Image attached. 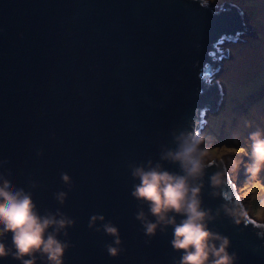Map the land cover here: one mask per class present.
Listing matches in <instances>:
<instances>
[{
    "label": "water",
    "instance_id": "obj_1",
    "mask_svg": "<svg viewBox=\"0 0 264 264\" xmlns=\"http://www.w3.org/2000/svg\"><path fill=\"white\" fill-rule=\"evenodd\" d=\"M248 26L231 0H0V172L32 192L41 214L59 208L74 219L59 237L72 245L63 264L178 258L171 227L145 243L128 165L157 161L161 145L175 147L173 130L200 132L220 95L212 80L229 56L222 45L251 33ZM220 161L209 160L191 181L214 217L208 226L229 237L236 264H264V223L248 217L236 225L222 207H233L237 192ZM217 172L222 183L213 186ZM58 191L67 192L63 205ZM97 213L118 227L124 251L116 257L105 248L113 238L88 227Z\"/></svg>",
    "mask_w": 264,
    "mask_h": 264
},
{
    "label": "clouds",
    "instance_id": "obj_2",
    "mask_svg": "<svg viewBox=\"0 0 264 264\" xmlns=\"http://www.w3.org/2000/svg\"><path fill=\"white\" fill-rule=\"evenodd\" d=\"M210 113L214 112L208 113L198 134L187 129L173 130L171 136L175 147L161 145L157 161L149 159L143 163L128 165L131 177L138 181L132 186L131 196L137 201L135 219L140 222L144 235L149 238L145 243L156 235L157 230L166 233L171 227L169 244L179 254L178 258L173 257L172 264H236L239 259L235 251H229V237L209 228L208 222L214 217L209 210L201 207V185L191 183L203 176L209 163L202 133L207 123H210ZM233 139L239 142V137ZM248 141L250 149L247 153L249 162L246 171L250 177H254L264 169V130L257 128L250 132ZM40 154L38 151L37 155ZM217 159L222 160L221 167L225 165L229 172L227 163L222 158ZM162 161L178 165L179 171L165 168ZM4 163L7 161H0V165ZM228 163L235 170L240 161L230 159ZM5 172H8V176L11 175L8 169L0 172V259L11 257L20 264H37L38 260L40 264H63L64 254L72 245L67 239L59 237L68 236L67 228L74 225V219L59 208L55 212L45 210L41 214L32 198V192L16 187ZM60 178L71 191V177L66 172H61ZM210 182L213 186L220 185L222 173L212 175ZM36 186L35 182H29L31 189ZM53 196L63 205L67 192L58 191ZM242 205L237 196L233 207H222L236 225H240L242 219L248 217L264 223L249 214L244 202ZM97 221L100 222L99 225ZM88 227L97 232L102 230L113 238L111 243L105 244L109 256L116 257L124 251L118 227L111 221H105L104 215H91ZM9 235L10 244L6 243Z\"/></svg>",
    "mask_w": 264,
    "mask_h": 264
},
{
    "label": "rangeland",
    "instance_id": "obj_3",
    "mask_svg": "<svg viewBox=\"0 0 264 264\" xmlns=\"http://www.w3.org/2000/svg\"><path fill=\"white\" fill-rule=\"evenodd\" d=\"M210 1L219 4L227 0ZM231 1L240 4L244 10L245 23L252 26V28L248 26L247 30L254 34L241 33L239 38L244 41L238 38L222 45L223 50L225 47L228 48L229 56L223 57L220 70L215 73L213 80L218 79V83L224 87L225 95L220 109L214 111L219 107L220 101H217L216 107H213L214 113H210L209 121L213 122L209 123L210 131L214 134L205 138L204 146L207 148L208 161L222 158L227 163L230 176L236 180L249 214L264 221V169L254 177H250L246 171L249 162L247 153L250 149L248 135L257 128L264 130L263 69L259 70V77H262L260 81L263 84L255 88H245L247 80L254 77V72L264 67V0ZM233 90L240 93L230 96ZM228 100L230 103L226 105ZM209 124L207 123L203 129L204 135ZM233 137H239V142ZM230 159L240 161L237 169L231 168L228 163Z\"/></svg>",
    "mask_w": 264,
    "mask_h": 264
},
{
    "label": "trees",
    "instance_id": "obj_4",
    "mask_svg": "<svg viewBox=\"0 0 264 264\" xmlns=\"http://www.w3.org/2000/svg\"><path fill=\"white\" fill-rule=\"evenodd\" d=\"M260 69H263V71H264V67H260V68H258V71L254 72V77H253V78H250V79L247 80V82H246V87H245V88H248V87H253V88H255V87H258V86H260V85L263 84V83L260 81V79L262 80V77H259V76H260V73H259V70H260ZM258 73H259V74H258ZM263 76H264V74H263ZM258 79H259V80H258ZM263 80H264V78H263ZM259 88H261V87H259ZM259 88H258V89H259ZM262 89H263V87H262ZM232 92H233V94H231L230 96L235 95V94H239V93H240V92H236L235 90H233ZM229 103H230V100H228V101L226 102V105L229 104ZM222 110H223V109H222ZM222 110H221V111H222ZM221 111H220L219 113H221ZM212 123H213L212 120H210V124H212ZM210 124H209V126H207L208 130H207L206 134L204 135V132H205V131H203V133H202V136H204L205 138H206V137H210L211 135L214 134V132L211 133V131H210V128H211Z\"/></svg>",
    "mask_w": 264,
    "mask_h": 264
},
{
    "label": "bare ground",
    "instance_id": "obj_5",
    "mask_svg": "<svg viewBox=\"0 0 264 264\" xmlns=\"http://www.w3.org/2000/svg\"><path fill=\"white\" fill-rule=\"evenodd\" d=\"M246 30H247V28H246ZM242 33H246V32L243 31ZM212 81H214V80H212ZM219 86H221V87H220V88H221V90H220V93H221V94L219 95V98H218V101H220V102H218L219 107L216 108V109H215V108H209L210 111H213V110L215 109L214 111L217 112V111L220 109V107H221V104H222V100H223V96H224V92H225V91H223V88H224V87H222V85L219 84ZM222 91H223V92H222ZM208 113H209V112H208ZM206 115H207V114H206ZM206 115H205V116H206ZM231 179L233 180L232 177H231ZM235 183H236L235 191L237 192V193H236V196L239 197V199H240V201H241V204H243V200H242V198H241V196H240V193H239L238 184H237V182L234 180V187H235ZM245 206H246V204H245Z\"/></svg>",
    "mask_w": 264,
    "mask_h": 264
}]
</instances>
